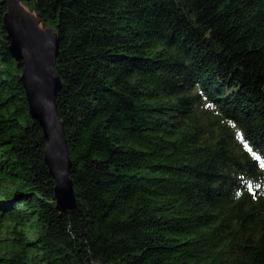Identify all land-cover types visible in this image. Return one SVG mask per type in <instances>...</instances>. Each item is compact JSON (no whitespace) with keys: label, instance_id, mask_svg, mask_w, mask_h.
Returning <instances> with one entry per match:
<instances>
[{"label":"trees","instance_id":"obj_1","mask_svg":"<svg viewBox=\"0 0 264 264\" xmlns=\"http://www.w3.org/2000/svg\"><path fill=\"white\" fill-rule=\"evenodd\" d=\"M60 37L76 206L0 0V264H264V0H29Z\"/></svg>","mask_w":264,"mask_h":264},{"label":"water","instance_id":"obj_2","mask_svg":"<svg viewBox=\"0 0 264 264\" xmlns=\"http://www.w3.org/2000/svg\"><path fill=\"white\" fill-rule=\"evenodd\" d=\"M4 25L13 57L22 61L21 80L32 116L42 127L47 141L45 161L55 181L56 207L67 211L76 206L72 158L59 116L57 95L63 81L57 66L60 37L51 26H42L37 14L22 4L23 0H5ZM29 1V0H27ZM90 264H100L90 259Z\"/></svg>","mask_w":264,"mask_h":264},{"label":"rangeland","instance_id":"obj_3","mask_svg":"<svg viewBox=\"0 0 264 264\" xmlns=\"http://www.w3.org/2000/svg\"><path fill=\"white\" fill-rule=\"evenodd\" d=\"M22 4L26 6L27 9L31 7L30 3L28 4L27 0H23ZM30 10V9H29ZM32 11V10H31ZM43 26V25H42ZM46 27V26H45Z\"/></svg>","mask_w":264,"mask_h":264}]
</instances>
